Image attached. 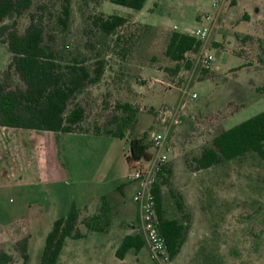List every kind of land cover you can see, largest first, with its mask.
Returning <instances> with one entry per match:
<instances>
[{
  "label": "rangeland",
  "instance_id": "1",
  "mask_svg": "<svg viewBox=\"0 0 264 264\" xmlns=\"http://www.w3.org/2000/svg\"><path fill=\"white\" fill-rule=\"evenodd\" d=\"M62 2L32 0L29 11L9 15L2 25L21 33L30 16L37 17L58 60L74 58L89 68L100 62L103 73L73 101L84 109L81 132L0 127V251L12 256L11 264H23L14 243L25 237V264H38L52 221L71 204L82 210L93 201L89 198L103 194L104 200L96 201L93 225L101 229L116 223L135 234L133 208L125 205L116 211L105 202L118 197L124 186L122 199L130 204L133 184L126 177L138 169L147 170L151 186L159 188L163 217L179 220L185 230L192 228L172 264H264L261 161L246 153L195 172L185 164L193 165L191 160L216 134L264 111V92L256 91L264 86V0H145L139 11L109 0H68L66 28L56 23ZM99 15L120 16L126 23L103 36L90 24ZM205 15L212 18L207 40L186 55L189 67L183 69L182 62L177 70L163 54L169 34L189 35ZM246 35L250 37L244 39ZM208 54L213 62L203 69L200 57ZM9 61L2 37L0 82L21 87L7 67ZM121 104L135 110L123 138L103 135V130H114L113 119L124 115L116 107ZM154 134L163 135L159 150L151 146ZM130 139H139L151 158L127 163ZM159 154L167 161L157 171ZM88 235L72 244L92 252L94 239L103 237ZM142 253L146 258L145 249ZM145 261L171 264L168 259Z\"/></svg>",
  "mask_w": 264,
  "mask_h": 264
},
{
  "label": "trees",
  "instance_id": "2",
  "mask_svg": "<svg viewBox=\"0 0 264 264\" xmlns=\"http://www.w3.org/2000/svg\"><path fill=\"white\" fill-rule=\"evenodd\" d=\"M111 4L122 6L133 11L141 10L145 0H109ZM32 0H0V38L3 37L7 52L10 54L8 69L11 70L21 87H9L0 82V127L39 131L50 133L81 132L84 119V109L76 102V97L87 87L98 83L103 73L100 62L91 68L80 60L72 59L61 62L56 52L44 41L40 22L30 16L27 26L21 33L2 25L9 15L18 17L29 11ZM70 13L68 0H63L56 23L66 28ZM245 17V15H243ZM245 19V18H244ZM126 20L120 16L102 15L93 17L90 24L103 36H109L122 27ZM250 36H244L248 39ZM200 42L195 38L171 32L167 38L164 56L176 64L178 70L189 67L186 55L197 52ZM180 64V65H179ZM257 92H264V86L257 88ZM124 114L115 118L114 130H103L101 133L116 139L123 138V131L133 119V109L127 104L116 105ZM95 136H99L98 129H94ZM246 153H253L264 165V111L241 123L216 134L209 147L203 148L190 165L185 160L186 167L192 171H200L215 166L222 161L239 158ZM150 154L146 146L139 139H130L127 163L139 160H149ZM161 172V171H160ZM167 174L170 171L166 170ZM159 232L164 239L167 258L171 261L179 252L187 230L177 219L163 217L159 188L151 189ZM103 199V198H101ZM177 208L180 203L175 204ZM79 211L70 205L63 217L55 219L47 232L38 264H56L65 239H79L82 236L77 230ZM97 214L83 219L82 223L88 231H98L92 221H96ZM144 244L135 233L126 235L114 252V256L122 260L129 251H139ZM14 250L22 263L27 261V239L25 237L14 243ZM12 256L0 251V264H11ZM126 264V263H122Z\"/></svg>",
  "mask_w": 264,
  "mask_h": 264
},
{
  "label": "crops",
  "instance_id": "3",
  "mask_svg": "<svg viewBox=\"0 0 264 264\" xmlns=\"http://www.w3.org/2000/svg\"><path fill=\"white\" fill-rule=\"evenodd\" d=\"M217 4H218V1L213 8H215L217 6ZM245 17L247 18L245 20L249 19L247 14H245ZM12 130H16V129H12ZM51 176H47L46 179L48 180V182H49V180H51V179H49V178H51ZM18 180H20V179L18 178ZM32 183H36V182L32 181ZM125 186H129V184L125 185ZM133 186H131V187L134 190ZM123 187L120 188L119 196L118 197L113 196L110 201L105 202V204H106L105 206L113 207L114 210L117 211L118 207L121 209L123 206L129 205L131 208H133V211H135L132 201L130 204H128V203H125V201L122 199L123 196H122L121 191H122ZM177 191L179 192V194L181 195V197L183 199V195L178 188H177ZM104 197H105V194L100 195L98 197L89 198L88 200H93V201H90L91 203L89 201H87L88 204L86 203V206H84L82 210L78 209V211H79V217L78 218L79 219H85L87 217L95 215L97 213L96 212V201L98 198L99 199L103 198L101 200H104ZM121 212H122V210H121ZM61 217H63V216H61ZM57 218H59V217H57ZM57 218H55V219H57ZM76 227H77L79 234L82 237L79 239H75V240L74 239H65L64 244L60 250L58 259L56 261V264H122V263L145 264L146 258L149 261L145 247H142L137 252H134L133 250H129L124 255L122 260H119L114 256V252H115L116 248L118 247V245L120 244L122 238L126 235H131V232L121 230V226L117 225L116 223H113L112 225H109L108 227L97 229L98 231H88L85 228V226L83 225V223L78 220ZM190 229H192L191 226L186 232L185 240L190 235V232H191ZM89 233H95V234L101 235L103 237L99 240L94 239L92 252L89 253V252L81 249L80 246H74V244H72L73 241L82 240L84 238H87L89 236L88 235ZM45 236H44V238H45ZM184 243H185V241L182 242L178 254L170 261L171 264H172L173 260L179 255ZM143 249H145V251H146V258H145V255L142 253Z\"/></svg>",
  "mask_w": 264,
  "mask_h": 264
},
{
  "label": "built area",
  "instance_id": "4",
  "mask_svg": "<svg viewBox=\"0 0 264 264\" xmlns=\"http://www.w3.org/2000/svg\"><path fill=\"white\" fill-rule=\"evenodd\" d=\"M215 5L216 4H213V7ZM201 20L203 23L195 28L189 36L195 38L200 43H204L210 32V21L212 22V18L205 15L201 17ZM199 62L203 69H208L213 62V57L209 54L202 55ZM192 97H194V95ZM162 141V134H154L150 140L152 148L154 150L161 149ZM166 161V156L164 154H159L157 156L155 169L159 171V166L166 163ZM135 163H138V161ZM126 182L133 183L134 185L131 201L135 207L136 225H133L132 229H134L136 234L141 238L150 262L167 260L164 239L159 232L158 221L156 218L149 172L147 170L133 169L132 173L126 177Z\"/></svg>",
  "mask_w": 264,
  "mask_h": 264
}]
</instances>
